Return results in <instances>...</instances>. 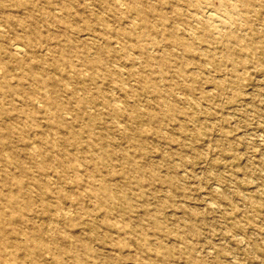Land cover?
I'll return each instance as SVG.
<instances>
[{"label": "rangeland", "instance_id": "obj_1", "mask_svg": "<svg viewBox=\"0 0 264 264\" xmlns=\"http://www.w3.org/2000/svg\"><path fill=\"white\" fill-rule=\"evenodd\" d=\"M0 264H264V0H0Z\"/></svg>", "mask_w": 264, "mask_h": 264}]
</instances>
